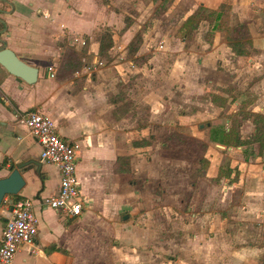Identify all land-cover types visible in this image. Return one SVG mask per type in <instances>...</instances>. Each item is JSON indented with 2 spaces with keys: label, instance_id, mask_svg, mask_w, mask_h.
Here are the masks:
<instances>
[{
  "label": "crops",
  "instance_id": "obj_1",
  "mask_svg": "<svg viewBox=\"0 0 264 264\" xmlns=\"http://www.w3.org/2000/svg\"><path fill=\"white\" fill-rule=\"evenodd\" d=\"M222 1L206 5L215 8ZM0 5L6 10L1 39L38 68L37 82L28 85L0 66V163L29 164L21 170L25 183L16 195L33 199L38 220L34 243L19 246L13 264H264V159L256 155V145L251 153L247 145L209 140L216 129H230V116L221 112L230 105L237 112L242 93L223 106L215 101L227 96L221 83L173 67L176 101H164L163 76L135 63L143 49L128 54L131 27L120 29L117 16L113 22L94 0H0ZM234 11L240 14L235 6ZM105 26L113 45L103 57L98 35ZM62 37L68 40L58 42ZM255 41L263 58L264 41ZM206 44L198 62L206 70L203 65L214 60L218 70L216 58L227 48ZM68 48L75 55L66 58ZM184 48L180 55L188 56ZM227 56L241 57L232 51ZM151 77L153 86L139 84ZM204 93L209 98L202 101ZM255 98L247 110L264 113V93ZM141 104L147 109L143 120ZM30 109L48 114L58 135L78 145L83 195L78 217L42 203L57 193L59 174L40 159L41 147L21 121ZM254 131L253 123L243 120L240 138ZM168 134L171 144L162 141ZM200 140L205 148H196ZM4 173L1 169L0 177ZM3 215L0 205V242Z\"/></svg>",
  "mask_w": 264,
  "mask_h": 264
},
{
  "label": "rangeland",
  "instance_id": "obj_2",
  "mask_svg": "<svg viewBox=\"0 0 264 264\" xmlns=\"http://www.w3.org/2000/svg\"><path fill=\"white\" fill-rule=\"evenodd\" d=\"M94 1L105 14L112 15L114 19L113 22L116 20V17L114 15L117 16V22H115L120 26V29L123 26L125 27L126 21L127 23H129L128 25L131 27L129 33L131 39L139 31L143 32V40L138 47V49H143L142 59L139 61L135 60V63H141V66L145 67L146 69H156L158 77H160V75L163 76L162 95L164 101L168 102L170 100H175L172 99L171 96L175 90L173 87H175L178 82L174 84L175 80H173L176 79V76L173 74L176 71L170 73L173 67L188 68L191 73L195 72V76L198 72L199 75L202 72V74L206 76L205 80L212 79L216 82L221 83V89L227 96H219L220 99L217 98L215 99V101L218 104H222L223 106H226L229 100L230 102H235L236 96H239V94L242 93V95L240 96V104L237 106V108L242 107V105L248 108L249 104L252 103L254 99H256L255 97L257 95L259 96L260 94L264 93L262 90V86L264 85V57L262 58L260 56V50L258 51L253 47V42H255L256 44L255 40H259V42L262 40L264 41V0H226L227 2L229 1L231 5L232 16L230 14L229 16L231 18L233 17L232 19H238L239 21L245 23L248 29L249 37L243 40V43L248 50V55L241 56L239 60L234 59L233 56H229V58L227 56L230 53L231 49L227 44L228 40L226 39V31L212 30V24L214 23V19L217 13V7L212 8L210 6H207L206 3H208L207 1L210 0ZM211 2H214V0H211ZM4 6L0 5L1 8ZM234 6L235 8L237 7L239 9L240 14H237V12L234 11ZM186 19L189 20L185 24L184 21ZM105 28L109 31L111 30L110 27L105 26L101 29L100 33H104L106 31ZM116 31L118 34H120L121 32L118 30ZM183 35H186L185 37L188 40L186 44L184 43L186 45L185 51L188 52V56L183 54L180 55L182 53V47L184 48V44H182ZM70 39H72L71 35ZM67 40L68 39L66 37H62L57 41L62 42ZM216 42L221 43L224 49L227 48L225 50V54H222L221 57L216 58L219 69L217 70L215 68L213 60V65H203V68L206 69L204 70L198 62L201 59L200 54L203 51L204 47H207L206 43H209L210 46H212ZM71 45L74 47L75 51H78L75 43ZM226 52L228 54H226ZM193 53H195V56L192 55ZM251 58H254L255 61L249 60ZM255 62L256 64H254ZM199 69L201 71H198ZM199 75V79L197 78V80H200V83H202L203 79ZM153 79L154 78L151 77V81L148 82V80H146V83L139 84H147L153 86ZM187 80L189 84L192 83L191 77L186 79V81ZM118 84L123 83L119 82ZM176 91L177 93L181 94L180 91ZM255 91L258 92L256 93ZM207 96L209 98V95L207 93L200 95V97H202L203 99L202 101H205V98ZM117 100L119 101L120 99H116V101ZM263 101L260 100L259 104H261ZM131 105L134 106L133 102L131 103ZM233 109H235L234 105L228 106L225 109V111L227 112H221L222 116L231 117V115L234 114ZM139 110L140 119L143 120V118L145 117L144 115H146L147 113V109L146 107L144 108V106H142L141 104ZM180 110L184 109L180 108ZM175 112L177 114H180L178 109H175ZM173 115L175 114H172L171 116ZM210 118L211 116L204 117L202 122H207L210 120ZM166 121L171 122L170 117H167ZM177 126L180 127L181 125ZM196 128L197 125L195 124V131ZM161 136L164 137V134ZM165 137L166 139L162 141L168 142L170 144L174 142L169 134ZM185 140L186 139L178 141L184 142ZM145 141L148 142L149 140L147 139ZM160 141L161 140L156 141V144H159ZM149 142L151 143V141ZM201 142L202 140H200V143ZM196 148L202 149L199 143H196ZM262 227H264V223L262 224ZM137 252L138 251H135L133 253L137 254ZM167 257L170 258L171 256L168 255Z\"/></svg>",
  "mask_w": 264,
  "mask_h": 264
},
{
  "label": "built area",
  "instance_id": "obj_3",
  "mask_svg": "<svg viewBox=\"0 0 264 264\" xmlns=\"http://www.w3.org/2000/svg\"><path fill=\"white\" fill-rule=\"evenodd\" d=\"M49 71L53 77L52 67ZM21 121L39 143L40 159L54 164L59 174L57 193L44 197L42 203L63 215L80 216L83 195L76 174L78 145L61 138L54 120L44 112L30 109L22 115ZM1 206L5 223L1 233L0 264H13L18 247L34 243L38 220L31 198H4Z\"/></svg>",
  "mask_w": 264,
  "mask_h": 264
},
{
  "label": "trees",
  "instance_id": "obj_4",
  "mask_svg": "<svg viewBox=\"0 0 264 264\" xmlns=\"http://www.w3.org/2000/svg\"><path fill=\"white\" fill-rule=\"evenodd\" d=\"M162 2V1H161ZM231 15V5L229 1H222L217 7V13L214 19V23L212 24L213 31H226V39L228 46L231 51L237 56H246L248 55V50L243 43L245 38L249 37L248 29L245 23L239 21L238 19H232ZM232 16V15H231ZM189 19H186L184 23ZM127 21L125 22V26H129ZM106 29V28H105ZM106 31L104 33H100L99 35V48L98 55H102L103 57L107 56V50L112 47L113 39L111 30ZM186 35H183V41L186 44L188 42ZM143 40V32L139 31L135 34V36L131 39L128 44V54H134L138 47L142 43ZM186 46V45H185ZM66 58L71 55H75L74 51H71L70 48L66 50ZM64 54V56H65ZM230 129L226 130L224 127L216 129L214 134H210L209 140L212 142H219L226 146H239V145H247L248 150L253 153V148L256 145V155L260 156L264 159V113L258 111L247 110L246 107H240L237 112L231 115L230 117ZM243 120H250L254 125V133L248 139H241L239 135V128L243 122ZM215 134H219L220 138L216 137ZM191 142V141H190ZM199 143L202 148H205V143H200V141H196ZM205 159L201 158V165L205 166ZM5 164V162H3ZM223 171H219L218 176H221ZM226 175H229L226 174ZM14 199H18L17 195H13Z\"/></svg>",
  "mask_w": 264,
  "mask_h": 264
},
{
  "label": "water",
  "instance_id": "obj_5",
  "mask_svg": "<svg viewBox=\"0 0 264 264\" xmlns=\"http://www.w3.org/2000/svg\"><path fill=\"white\" fill-rule=\"evenodd\" d=\"M5 1L6 0H1ZM0 66H2L10 75L21 79L24 83L32 85L37 82L38 68L22 60L10 49L5 40L0 38ZM0 163V170L4 169L6 173L0 177V205L7 195H16L25 181L21 170L29 166L27 162L6 165Z\"/></svg>",
  "mask_w": 264,
  "mask_h": 264
},
{
  "label": "flooded vegetation",
  "instance_id": "obj_6",
  "mask_svg": "<svg viewBox=\"0 0 264 264\" xmlns=\"http://www.w3.org/2000/svg\"><path fill=\"white\" fill-rule=\"evenodd\" d=\"M5 12H6V10H4L3 8H0V38H1L2 31H3L2 30L3 29V26H5L4 21L2 19V14L5 13Z\"/></svg>",
  "mask_w": 264,
  "mask_h": 264
}]
</instances>
